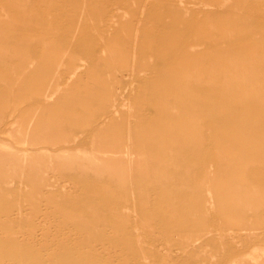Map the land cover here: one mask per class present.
<instances>
[{
    "label": "rangeland",
    "instance_id": "1",
    "mask_svg": "<svg viewBox=\"0 0 264 264\" xmlns=\"http://www.w3.org/2000/svg\"><path fill=\"white\" fill-rule=\"evenodd\" d=\"M262 249L264 0H0V264Z\"/></svg>",
    "mask_w": 264,
    "mask_h": 264
},
{
    "label": "bare ground",
    "instance_id": "2",
    "mask_svg": "<svg viewBox=\"0 0 264 264\" xmlns=\"http://www.w3.org/2000/svg\"><path fill=\"white\" fill-rule=\"evenodd\" d=\"M141 18V17H140ZM56 75V74H55ZM101 130V129H100ZM5 148V147H4ZM43 189V188H42ZM65 190V189H64ZM43 194V193H42ZM76 196V195H75ZM39 200V199H38ZM39 203V202H38ZM37 203V204H38ZM34 204V203H33ZM22 208V207H21ZM30 209V208H29ZM24 210V209H23ZM26 212V211H25ZM11 215V214H10ZM30 216H32V215H30ZM15 217V216H14ZM34 217V216H33ZM18 218V217H17ZM35 218V217H34ZM34 223V222H33ZM7 225V224H6ZM43 225V224H42ZM39 228H40V226H39ZM67 229V228H66ZM78 231V230H77ZM41 232V231H40ZM50 232V231H49ZM5 233V232H4ZM47 233H48V231H47ZM46 233V234H47ZM79 233V232H78ZM20 235V234H19ZM42 235V234H41ZM44 235V234H43ZM75 235V234H74ZM51 236H52V234H51ZM5 237V236H4ZM15 238V237H14ZM24 238V237H23ZM26 241V240H25ZM32 242V241H31ZM63 242V241H62ZM84 244V243H83ZM41 245H42V243H41ZM75 245H76V243H75ZM43 246V245H42ZM47 246V245H46ZM140 246V245H139ZM73 247V246H72ZM43 248V247H42ZM93 249V248H92ZM139 252L141 253V255H142V257L141 258H143L144 260H145V262H146V259L147 258H145V256H144V253H143V249H142V247L140 246L139 248ZM51 250V249H50ZM253 250V249H252ZM251 250V251H252ZM255 250V249H254ZM74 251V250H73ZM103 251V250H102ZM253 252V251H252ZM77 254H78V252H77ZM103 254V253H102ZM254 254V253H253ZM31 255V254H30ZM248 255H250L251 256V254H250V252H249V254ZM260 255H263L264 256V249H262L261 251H260ZM35 256V255H34ZM89 256V255H88ZM256 256V255H255ZM43 257V256H42ZM143 259H142V261H143ZM251 259H252V257H251ZM257 259V258H256ZM114 260V259H113ZM253 260H254V258H253ZM112 261V260H111ZM137 261V260H136ZM145 262H144V264H145ZM141 263H143V262H141ZM146 264H148V263H146Z\"/></svg>",
    "mask_w": 264,
    "mask_h": 264
}]
</instances>
